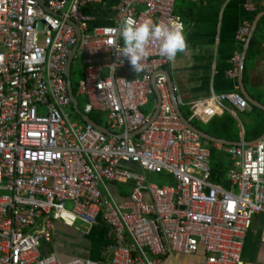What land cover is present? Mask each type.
I'll return each mask as SVG.
<instances>
[{"label":"built area","instance_id":"built-area-1","mask_svg":"<svg viewBox=\"0 0 264 264\" xmlns=\"http://www.w3.org/2000/svg\"><path fill=\"white\" fill-rule=\"evenodd\" d=\"M42 2L0 0V264H166L170 253L194 255L200 248L205 264H244L243 240L254 216L264 215V138L226 147L227 187L213 182L210 149L182 123L171 101L164 71L174 62L150 42L136 73L118 59V34L107 31L126 17L178 19L185 31L176 0ZM244 2L248 12L256 11V0ZM104 4L112 18L94 25L93 9ZM250 29V23L240 27L239 44L247 43ZM78 43L74 59L110 57L106 65L85 68L76 97L83 100L84 115L101 116L104 125L98 126L112 136L73 122L68 112L79 118L66 81ZM232 62L228 76L235 78L239 51ZM122 68L132 75L118 76ZM153 81L161 108L150 123L154 113L144 108L155 95ZM172 91L178 104L190 108L189 121L209 122L230 112V105L249 109L238 92L185 103L174 84ZM112 185H124L127 200H117ZM99 222L112 235L107 259L63 262L56 254L41 255L42 243L54 239L55 223L80 232Z\"/></svg>","mask_w":264,"mask_h":264},{"label":"crops","instance_id":"crops-1","mask_svg":"<svg viewBox=\"0 0 264 264\" xmlns=\"http://www.w3.org/2000/svg\"><path fill=\"white\" fill-rule=\"evenodd\" d=\"M256 3L257 9L253 13L246 10L244 0H198L195 3L176 0L175 6L185 24L186 49L177 56L173 67L167 68V72L169 71L173 84L178 87L182 100L190 103L208 99L213 94L238 92L246 100L251 99L255 103L252 105L247 100L249 109L244 112L230 105V112H219L216 116L221 118L229 113L236 118L239 123L240 142H230L236 145L254 143L264 137L263 132L261 138L256 139L264 128V0H256ZM92 15L96 19L94 25L109 24L112 18L108 4L94 8ZM258 16L261 18L249 43L239 44L236 36L240 27L250 23L252 29ZM235 51L241 53V62L238 76L231 78L228 72L234 69L232 57ZM76 60H80L88 67L106 65L110 62V57L107 54L98 56L79 54L73 60V64ZM117 75L131 76L132 71L122 68L117 71ZM172 93L170 92L171 101ZM157 101L154 95L144 108V112L154 113ZM172 104L174 106L173 101ZM178 105L183 115L189 113L190 120V108ZM209 122L201 121L204 125ZM206 144L208 147V142ZM215 145L222 152L226 147H230ZM127 168L139 172L135 165H128ZM111 190L117 200H127L128 192L121 186L112 185ZM263 227L264 215L254 216L251 228L243 240L244 264H264ZM53 236L51 243H42L40 253L43 256L56 254L63 262L76 258L107 259V247L112 241L109 228L101 222L89 230L80 232L62 223H55ZM205 259L206 253L200 248L194 255L170 253L165 261L166 264H205Z\"/></svg>","mask_w":264,"mask_h":264},{"label":"clouds","instance_id":"clouds-1","mask_svg":"<svg viewBox=\"0 0 264 264\" xmlns=\"http://www.w3.org/2000/svg\"><path fill=\"white\" fill-rule=\"evenodd\" d=\"M107 31L118 34L122 41L116 48L118 59L122 63L127 60L136 73L143 67L142 61L148 55L146 46L150 42L159 43V55L169 62H174L186 49L184 26L178 19L156 23L126 17L118 28H109Z\"/></svg>","mask_w":264,"mask_h":264},{"label":"trees","instance_id":"trees-1","mask_svg":"<svg viewBox=\"0 0 264 264\" xmlns=\"http://www.w3.org/2000/svg\"><path fill=\"white\" fill-rule=\"evenodd\" d=\"M177 14H179L176 11ZM253 45H251L252 47ZM82 71H81V76L79 81L84 77L85 75V67L87 65H82ZM72 76V86L74 90V95L77 96V85L79 84V81L73 82V70L71 72ZM79 105L83 103L82 99H79ZM146 112V111H145ZM264 115V114H263ZM186 119H189L190 115L189 113L184 114ZM90 119L93 120L97 125L103 126L104 125V120L101 116H99L96 113L90 114L89 115ZM81 120V119H79ZM192 124L199 129L200 131L204 132L205 134L216 138L220 140H225L228 142H233V143H238L240 142L239 138V123L237 122L236 118L229 114L226 113L223 115L221 118H214L212 119L207 125H204L199 121L198 119H195L192 121ZM264 128L260 131L259 135H257L256 139L261 138L263 135ZM208 148L210 149L211 152V178L212 181L227 187L226 179H225V174L227 172V168L230 164V157L225 153L216 148V145L213 143H208Z\"/></svg>","mask_w":264,"mask_h":264},{"label":"water","instance_id":"water-1","mask_svg":"<svg viewBox=\"0 0 264 264\" xmlns=\"http://www.w3.org/2000/svg\"><path fill=\"white\" fill-rule=\"evenodd\" d=\"M40 1L43 4L42 0H40ZM260 18H261L260 16H258L256 18V21L253 24V27H252L250 35H249V40H248L247 43H249L250 38L253 36V33H254V31H255V29L257 27V24H258V21L260 20ZM75 27H76V30H77V33H78V37H79V40H80L81 39V33H80V31H79V29H78V27L76 25H75ZM78 48H79V43L74 47V49L72 51V55H71V58L69 60V63H68V66H67V70H66V81H67L68 90H69V94H70L71 101H72V106L74 108V111L76 112V114L78 115V117L82 121H84V122H86L88 124H92L94 127L100 129L106 135L112 136V133L109 130H107L106 128H103V127H99L93 120L90 119L89 116L84 115V113L81 111V108H80V105H79V101H78L77 97L74 95V90H73L72 80H71V69H72L73 59H74V56L76 55V52H77ZM244 57H245V55H243V62H244V59H245ZM164 73L167 76V82H168V85H169V89H170V92L172 93V86H173L172 79H171L170 74L168 72L164 71ZM153 87H154V92H155V95H156L158 101H157V104H156V107H155V112H154L153 116L151 117L150 123H152L156 119V117L159 114L160 108H161V99H160V96H159V91L155 87V82L154 81H153ZM247 100L252 105L255 104L251 99H247ZM172 101L174 103V109H175L177 115L179 116L180 120L182 121V123L188 129H190L192 132L197 134L201 139H203L204 142L215 143V144L222 145V146H224V145L225 146H235L236 145V144H232L230 142L224 141V140L213 138V137L205 134L204 132L200 131L199 129H197L188 119H186V117H184V115L180 111L178 102H177L176 97H175V95L173 93H172ZM132 136H134V135H132ZM263 138L264 137H262L260 140H262ZM245 144L246 145H250L252 143H250V144L245 143Z\"/></svg>","mask_w":264,"mask_h":264},{"label":"rangeland","instance_id":"rangeland-1","mask_svg":"<svg viewBox=\"0 0 264 264\" xmlns=\"http://www.w3.org/2000/svg\"><path fill=\"white\" fill-rule=\"evenodd\" d=\"M82 65H84V64L81 63L80 60H79V61L76 60V61L74 62V64H73V66H72V70H73V74H74V77H73V82H74V83L77 82V81H79V79H80L81 71L83 70L82 67H81ZM153 100H154V99H153ZM153 100H152V101H153ZM153 102H154V101H153ZM151 104H152V103H151ZM153 106H154V103H153ZM80 108H81V111L84 110V104H83V103L81 104ZM68 112H69V114L71 115V120H72L73 122H78V121H79V118L73 116L71 110H68ZM127 166H128V165H122V167H125V168H127ZM149 178H150V181H151V182H153V183L156 182L155 177L150 176ZM121 187H122V189H123V188H126L124 185H122Z\"/></svg>","mask_w":264,"mask_h":264}]
</instances>
